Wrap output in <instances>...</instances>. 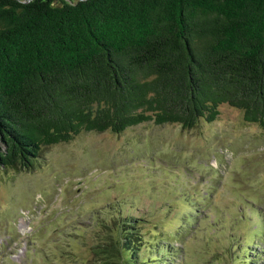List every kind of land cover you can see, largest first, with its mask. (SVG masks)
<instances>
[{
  "label": "trees",
  "instance_id": "obj_1",
  "mask_svg": "<svg viewBox=\"0 0 264 264\" xmlns=\"http://www.w3.org/2000/svg\"><path fill=\"white\" fill-rule=\"evenodd\" d=\"M220 103L264 127V0H0V166L82 130L190 128ZM125 218L106 264L139 259L147 218Z\"/></svg>",
  "mask_w": 264,
  "mask_h": 264
},
{
  "label": "rangeland",
  "instance_id": "obj_2",
  "mask_svg": "<svg viewBox=\"0 0 264 264\" xmlns=\"http://www.w3.org/2000/svg\"><path fill=\"white\" fill-rule=\"evenodd\" d=\"M128 215L147 218L134 264H264V127L220 103L190 128L82 130L0 166V264H106Z\"/></svg>",
  "mask_w": 264,
  "mask_h": 264
}]
</instances>
